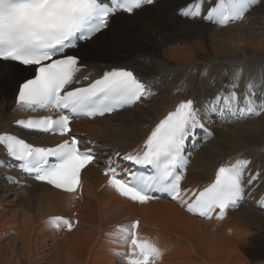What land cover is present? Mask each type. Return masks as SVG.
I'll return each instance as SVG.
<instances>
[{
    "label": "bare ground",
    "instance_id": "1",
    "mask_svg": "<svg viewBox=\"0 0 264 264\" xmlns=\"http://www.w3.org/2000/svg\"><path fill=\"white\" fill-rule=\"evenodd\" d=\"M190 2L157 0L132 15L116 14L110 32L104 30L80 46L95 77L111 67L131 68L152 84L153 95L113 115L74 122L86 147L96 142L93 149L99 152L83 172L79 199L36 183L15 167L0 166V264H127L118 253L127 252L128 245L116 226L135 219L159 245L160 264L264 263V249L254 253L249 249L264 247V211L257 203L264 184L247 191L245 202L214 221L199 219L167 199L131 201L109 186L102 174L118 152L142 143L178 102L210 93L208 81H202L205 71L219 87L237 66L242 65L246 75L264 68V0L243 21L224 28L180 16ZM204 6L207 10L209 4ZM28 72L0 64V133L13 132L36 145H56L65 137L26 131L15 123L36 116L20 111L15 101L16 82ZM206 128L213 135L202 132L190 151L185 185H207L220 165L237 156L249 158L252 169L264 167V115L227 122L214 116ZM0 159L18 164L5 156L2 146ZM8 175L20 182H8ZM59 215L70 220L76 216L79 225L71 232L56 229L50 218ZM249 253L254 259L246 258Z\"/></svg>",
    "mask_w": 264,
    "mask_h": 264
},
{
    "label": "snow or ice",
    "instance_id": "2",
    "mask_svg": "<svg viewBox=\"0 0 264 264\" xmlns=\"http://www.w3.org/2000/svg\"><path fill=\"white\" fill-rule=\"evenodd\" d=\"M259 2L216 0L213 4L212 0H191L179 15L225 27L243 21ZM156 3L157 0H0V64L32 71L31 76L16 82L18 109L55 114L18 119L16 125L30 132L65 136L72 131L70 124L76 117L104 116L153 95L152 84L142 80L134 69L111 67L95 77L80 46L108 29L117 13L131 15ZM205 3L209 4L206 11ZM202 81H208L210 93L201 92L178 102L151 129L141 151L123 156L150 171L125 169L121 176L117 162L106 166L108 184L121 196L144 204L156 198L154 193H167L181 206L186 204L190 213L210 219L219 209L217 218L223 219L227 209L237 207L247 191L264 184V167L252 169L249 158L237 156L218 167L213 182L192 192L191 202L184 199L189 191L181 188L188 164L184 153L188 137H195L197 129L212 136L206 125L214 116L227 122L264 115V68L246 75L244 67L237 66L219 87L207 71L202 73ZM79 144L75 136H70L54 147L37 146L16 134L3 132L0 146L5 156L18 164L0 159V166L15 167L37 182L76 193L81 188V172L96 158L91 149L81 150ZM5 178L10 183L20 182L12 175ZM50 223L57 228L61 223L69 230L73 228L72 222L63 217L50 218ZM139 228V220L119 227L128 251L118 255L127 264H155L162 256L160 248L140 239Z\"/></svg>",
    "mask_w": 264,
    "mask_h": 264
},
{
    "label": "rangeland",
    "instance_id": "3",
    "mask_svg": "<svg viewBox=\"0 0 264 264\" xmlns=\"http://www.w3.org/2000/svg\"><path fill=\"white\" fill-rule=\"evenodd\" d=\"M113 25H114V21H111L110 22V26H109V28L107 29V30H105L106 32H110L111 30H112V28H113ZM90 42V41H89ZM1 210V209H0ZM125 225H127V226H130L131 225V223L130 222H128V223H126ZM113 236H114V234H113ZM168 239H169V237H168ZM7 241H5V243H6ZM112 242V241H111ZM182 243V242H181ZM181 243L178 245V246H180L181 245ZM254 248V249H253ZM249 249H252L253 250V252H252V250H250L251 251V253H254V251H262L263 249H264V247H261L260 245L259 246H255V247H249ZM251 253H249V254H247V257L246 258H249V257H252L251 255ZM249 256V257H248ZM246 258H245V260H243V261H247L246 260ZM253 259H254V257H252ZM249 260V259H248ZM204 262H205V260H203ZM261 262V261H260ZM260 262H255L254 264H259ZM188 264H190L189 262H187ZM192 264V263H191ZM210 264H212V263H210ZM260 264H262V263H260ZM264 264V263H263Z\"/></svg>",
    "mask_w": 264,
    "mask_h": 264
}]
</instances>
